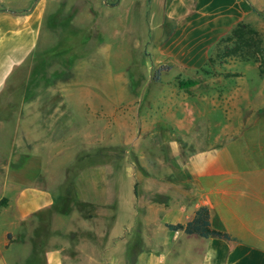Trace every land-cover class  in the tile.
Returning <instances> with one entry per match:
<instances>
[{
	"label": "crops",
	"instance_id": "0c3cea01",
	"mask_svg": "<svg viewBox=\"0 0 264 264\" xmlns=\"http://www.w3.org/2000/svg\"><path fill=\"white\" fill-rule=\"evenodd\" d=\"M138 1H145L151 53L191 69L250 13L246 0H0V135L6 137L0 156V264H264L261 136L242 135L187 154L174 142L172 165L134 149L139 173L127 158L68 160L59 164L56 178L44 170L45 151L35 148L31 120L53 116L48 95L20 94L27 83L16 79L21 68L34 69L35 58L43 61L48 47L40 46L55 18L66 16L63 3L116 11L138 8ZM78 50L77 56L84 55L83 47ZM75 102L82 109L83 96ZM87 102L93 103L94 95ZM56 136L65 142L68 131ZM52 143L46 144L49 153ZM121 170L124 177L116 174ZM200 207L207 209L210 228L234 241L167 229L190 221Z\"/></svg>",
	"mask_w": 264,
	"mask_h": 264
},
{
	"label": "rangeland",
	"instance_id": "374dc122",
	"mask_svg": "<svg viewBox=\"0 0 264 264\" xmlns=\"http://www.w3.org/2000/svg\"><path fill=\"white\" fill-rule=\"evenodd\" d=\"M246 1L256 12L250 11L242 22L258 34L257 60L226 57L210 66L205 60L194 69L151 53L143 19L145 1H138V8L116 11H98L82 3L71 9L63 3L66 16L55 18L57 24L49 25V37L40 46L48 47L45 57L40 56L43 61L35 58L36 67L24 66L16 78L27 81V89H20L25 98L48 95L53 117L31 120V138L36 149L45 151L47 175L59 176V164L68 160L76 164L125 158L135 162L133 170L139 173L134 149L150 160L162 156L172 165L174 142L183 154L218 147L242 135L261 136L264 142V0ZM113 20V27L106 29ZM79 47L84 49L82 56L76 54ZM207 57L214 58L213 48ZM15 77L16 73L10 81ZM187 81L191 85L183 86ZM61 82L62 88L55 87ZM88 95H94L93 103L87 102ZM77 96L84 98L82 109L75 102ZM65 130L63 142L56 133ZM5 139L0 135V156ZM51 139L54 151L49 153L46 144ZM60 139L63 144L57 146ZM76 170V165L69 170L68 180ZM124 172L116 174L124 177Z\"/></svg>",
	"mask_w": 264,
	"mask_h": 264
},
{
	"label": "trees",
	"instance_id": "16d2710c",
	"mask_svg": "<svg viewBox=\"0 0 264 264\" xmlns=\"http://www.w3.org/2000/svg\"><path fill=\"white\" fill-rule=\"evenodd\" d=\"M247 5L251 12H255L253 6L248 2ZM256 13V12H255ZM258 14V13H257ZM259 15V14H258ZM229 42V45L226 44ZM227 46H230L227 49ZM214 58L207 57V65H212L215 61L226 57H235L243 61H256L257 55L261 53L260 40L256 31L249 28L243 22L236 23L226 34L221 37L213 46ZM261 70V69H260ZM157 79V75L154 80ZM182 85V83H179ZM191 81L183 83V86H190ZM170 231H181L186 235H196L201 238L217 237L228 241H234L222 230L211 229L208 222V212L205 207L198 208L193 218L185 224L167 225Z\"/></svg>",
	"mask_w": 264,
	"mask_h": 264
}]
</instances>
